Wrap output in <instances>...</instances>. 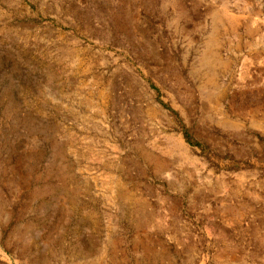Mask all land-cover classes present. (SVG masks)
<instances>
[{
    "label": "rangeland",
    "instance_id": "rangeland-1",
    "mask_svg": "<svg viewBox=\"0 0 264 264\" xmlns=\"http://www.w3.org/2000/svg\"><path fill=\"white\" fill-rule=\"evenodd\" d=\"M0 264H264V0H0Z\"/></svg>",
    "mask_w": 264,
    "mask_h": 264
}]
</instances>
